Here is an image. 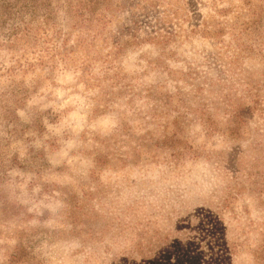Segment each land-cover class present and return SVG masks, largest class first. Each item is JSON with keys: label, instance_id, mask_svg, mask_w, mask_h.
Listing matches in <instances>:
<instances>
[{"label": "rangeland", "instance_id": "rangeland-1", "mask_svg": "<svg viewBox=\"0 0 264 264\" xmlns=\"http://www.w3.org/2000/svg\"><path fill=\"white\" fill-rule=\"evenodd\" d=\"M249 76L264 0H0V264H264Z\"/></svg>", "mask_w": 264, "mask_h": 264}, {"label": "trees", "instance_id": "trees-1", "mask_svg": "<svg viewBox=\"0 0 264 264\" xmlns=\"http://www.w3.org/2000/svg\"><path fill=\"white\" fill-rule=\"evenodd\" d=\"M245 85H246L247 89L249 90L248 95L250 97L249 100L251 103L247 107L244 106L241 109L240 108L236 109L235 112L232 114V117L227 120V123L232 124L230 129H231V131L235 137H239L243 133V131H242L243 127L249 128L248 125H250V124H249V121L247 118L248 115H254V113L256 112L257 114H259L260 118L264 117V104L262 103V100L264 99V97L260 98L261 88H262V86H264V84H261L259 81L256 80V78L249 76L245 80ZM195 91L202 92V88H201V86H199V84H198L197 88L195 89ZM262 96H263V94H262ZM245 97H247V95H245ZM228 99L231 100V98H228ZM262 104H263V106H262ZM199 116H200V109H199ZM210 120H212L211 117H207V118L203 119L202 122L203 123L204 122L209 123L207 125V127L211 128L212 126H211ZM228 127H227V129H228ZM251 129L252 130H250V131L255 132L257 138L263 140V138H264V123H263L262 127L257 125L256 127L251 128ZM247 131H249V130H247ZM250 146L255 149L256 147L260 146V142H255V143L251 142ZM259 150L261 151L262 154L260 155L259 158L255 157L252 159L250 167L258 169L257 173L262 174L261 180L264 181V147H259ZM239 163H240V156H239ZM238 169L240 170V166ZM238 169H236V170H238ZM226 233L227 232H225V229L222 228L221 241H222V243L225 241L223 243L224 245H225V243H227ZM171 247L172 246L165 247L161 251L164 254ZM232 248H235V246H233ZM219 253L218 252L213 253L212 254L213 258H216V256H219ZM261 258L264 259V253H262ZM216 262L217 261L215 260V263Z\"/></svg>", "mask_w": 264, "mask_h": 264}]
</instances>
